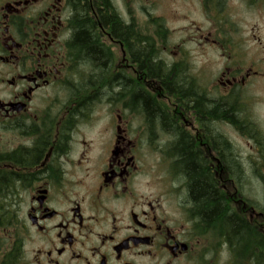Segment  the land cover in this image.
<instances>
[{"label":"flooded vegetation","instance_id":"af4514ba","mask_svg":"<svg viewBox=\"0 0 264 264\" xmlns=\"http://www.w3.org/2000/svg\"><path fill=\"white\" fill-rule=\"evenodd\" d=\"M130 1L0 0V264H221V254L225 264H264V136L246 118L264 92V0H191L221 22V46L233 45L227 37L235 34L245 37L237 44L249 43L248 61L238 52L234 69L222 72L221 96L233 97L239 119L222 122L252 140L250 155L234 158L236 181L244 174L263 187L250 197L228 179L221 121L211 124L196 99L207 106L209 95L199 84L197 97L169 92L161 66L178 59H165L157 43L146 61L126 30L103 26L108 3L125 25L137 23L131 9L119 10ZM84 4L96 57L74 40L82 16L75 7ZM182 67L189 75L185 60ZM141 94L155 109L142 106ZM186 146L220 200L225 182L226 201L248 225V250L230 249L220 214L203 215L182 159Z\"/></svg>","mask_w":264,"mask_h":264},{"label":"rangeland","instance_id":"374dc122","mask_svg":"<svg viewBox=\"0 0 264 264\" xmlns=\"http://www.w3.org/2000/svg\"><path fill=\"white\" fill-rule=\"evenodd\" d=\"M129 9L136 15L137 23L145 26V29L150 22L147 17H142L141 14L144 10L152 11L154 17L163 18L162 22L167 32L164 42H158V46L166 52L162 56L167 60L184 58L188 66L187 73L197 80L195 83L199 84V87L209 97L223 94L221 74L225 71V67L234 69L236 65L234 59L238 52H245V60L247 61L250 57L249 43L246 42L241 45L236 43L237 40L245 39V37L239 38L235 34L232 39L227 37L234 43L233 45L224 44L221 46V33L218 34V31H221V22L204 17L191 0H131L125 5L119 4L121 13H125ZM245 23H250V21L236 22L238 26L241 25L242 27ZM213 40L215 41L213 42ZM228 51L231 53L229 54ZM258 93V104L253 102L251 107L246 106V118H249L251 122L256 121L261 127L262 136H264V92ZM245 96L252 99L250 92H246ZM95 108L102 109L103 107L99 105ZM216 125L220 127L223 136L231 143L230 152L234 158L235 155L240 158L250 155L249 145L252 144V140L245 133H240L223 122H218ZM239 183L238 187L249 197L253 194L259 195L260 189L264 187L261 183H257L254 178L248 175L244 176V174ZM224 258L225 255L221 254V264H225Z\"/></svg>","mask_w":264,"mask_h":264},{"label":"trees","instance_id":"16d2710c","mask_svg":"<svg viewBox=\"0 0 264 264\" xmlns=\"http://www.w3.org/2000/svg\"><path fill=\"white\" fill-rule=\"evenodd\" d=\"M75 13L78 15H82L74 19V40L79 43V45L84 48V51L89 55L96 57L99 55L100 48L94 39V36L91 35V31L95 28V22L91 20H85L83 13H88L90 11V7L88 4H84L79 7H75ZM104 17L101 19L103 26L105 28L111 27L113 31H127L129 33L130 45H137L142 47L141 49L145 50L146 61L150 60V56L148 53L154 51V48L157 46V43L164 42L165 33L167 32L166 27L163 25V20L161 18H151L149 19V24L146 26L147 28L144 30L141 29L135 21H130L129 24L122 22L119 17L117 11L114 7H112L109 3L105 5V9L103 12H100ZM108 16V20L105 18ZM107 26V27H106ZM135 31V32H134ZM119 33V32H118ZM143 50L136 51L137 53H142ZM155 59L154 57L151 60ZM184 59H180L177 61V64L172 68H167L165 65H162V71L166 75L163 74V77H167L165 80L164 86L167 87L169 92L171 88H174L177 95H185V96H199L196 95L199 91H196L198 87L197 83H194L192 80H187L190 78L189 75L184 73V69L182 67V63ZM170 81H167V80ZM201 94V92H199ZM140 95V94H139ZM143 97L142 106L145 109H155L154 104L150 101L149 97L141 94ZM198 99L200 104L203 105V109L206 110L208 108L210 121H227L231 124H236L239 121L238 115L235 110V102L232 96L224 98L221 96V99H212L210 97L208 99L209 105L205 106L202 99L200 97ZM139 100V103H141ZM141 105V104H139ZM202 109V110H203ZM154 112V110H153ZM250 135V133H249ZM251 136V135H250ZM230 142L223 136L221 133V155L224 156L227 168L230 169L231 174L228 178L234 184H240V180L237 179L239 177V168L238 163L235 161L234 157L231 154ZM264 149V148H263ZM182 159L185 165V170L191 178V187L193 195L195 199L198 201L200 208H202L203 215L208 217L210 220L213 217L221 215V234H225L227 240L230 241V249L232 251H236L237 248L244 246L246 244L247 250L249 249V233H248V225L244 223L237 215V211L234 209V206L226 201V197L223 194V185L225 182L221 179V200L216 193V189L208 176L205 167L201 165L197 158L191 154L190 149L186 146L181 150ZM263 159H264V150H263ZM264 162V160H263ZM264 167V164H262ZM236 177V178H235ZM234 179V180H233ZM235 184V185H236ZM3 197L1 201H3ZM4 208V207H3ZM4 211V209H3ZM2 211V212H3ZM4 216V214H3ZM236 240L240 241L239 244H236ZM248 243V244H247ZM245 248V247H244Z\"/></svg>","mask_w":264,"mask_h":264}]
</instances>
